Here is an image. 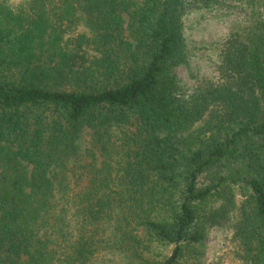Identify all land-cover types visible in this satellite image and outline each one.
I'll return each mask as SVG.
<instances>
[{
	"label": "trees",
	"instance_id": "trees-1",
	"mask_svg": "<svg viewBox=\"0 0 264 264\" xmlns=\"http://www.w3.org/2000/svg\"><path fill=\"white\" fill-rule=\"evenodd\" d=\"M256 1L185 93L189 0H0V264H188L226 224L264 264Z\"/></svg>",
	"mask_w": 264,
	"mask_h": 264
},
{
	"label": "rangeland",
	"instance_id": "rangeland-1",
	"mask_svg": "<svg viewBox=\"0 0 264 264\" xmlns=\"http://www.w3.org/2000/svg\"><path fill=\"white\" fill-rule=\"evenodd\" d=\"M20 0H10L16 4ZM255 0H189L183 16V32L187 46V60L175 67L178 82L185 93H191L206 81H218L216 67L220 49L230 31H246L256 20ZM76 31H85L79 26ZM88 135L83 134L85 145ZM230 227L222 225L208 230L202 256L188 264H239L231 259ZM102 259V258H100ZM197 261V262H196Z\"/></svg>",
	"mask_w": 264,
	"mask_h": 264
}]
</instances>
